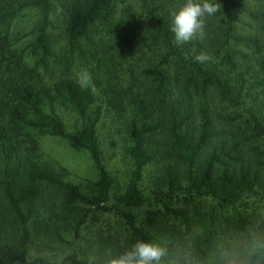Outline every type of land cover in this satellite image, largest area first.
Listing matches in <instances>:
<instances>
[{"label":"trees","instance_id":"obj_1","mask_svg":"<svg viewBox=\"0 0 264 264\" xmlns=\"http://www.w3.org/2000/svg\"><path fill=\"white\" fill-rule=\"evenodd\" d=\"M58 1L65 40L92 66L94 87L102 86L105 72L116 79L112 69L128 64V84L117 82L113 90L123 111L134 114L129 126L133 168L124 191L114 194L116 178L102 161L96 129L101 109L94 117L90 113L95 90L69 73L53 72L54 0H0V264H79L93 249L85 231L98 211L113 213L126 229V237L112 229L97 244L113 256L137 239L162 246L167 236L190 245L194 264H218V249L233 239L231 212L237 236H264V218L240 211L249 198L264 200V77L256 73L259 90L247 93L246 74L253 68L238 66V57L247 56L233 46L252 47L264 70V40L237 32L232 11L246 5L211 0L224 9L206 18L204 39L178 45L170 30L173 0H138L140 12L130 6L116 21L112 8L118 0ZM30 7L41 11L32 65L10 36L15 19ZM253 17L264 30V0ZM99 26L106 37L97 38ZM203 51L210 57L221 53L219 64L212 58L198 62L195 57ZM177 65L184 70L178 84ZM219 102L241 112L217 108ZM59 109L78 117L75 129L67 128ZM47 136L90 154L99 171L92 195L42 161L40 143ZM161 158L165 162L147 183V168ZM196 199L209 204L200 208ZM66 240L72 251L62 260L31 258L36 241Z\"/></svg>","mask_w":264,"mask_h":264},{"label":"rangeland","instance_id":"obj_2","mask_svg":"<svg viewBox=\"0 0 264 264\" xmlns=\"http://www.w3.org/2000/svg\"><path fill=\"white\" fill-rule=\"evenodd\" d=\"M185 2L186 0H173L170 3L171 9L177 11ZM239 2L246 5V10L235 8V10L232 11L238 20L236 23L237 32L243 36H261L262 40H264V30H261L259 22L253 17L254 14L258 13L263 0H240ZM54 4V11L52 13L54 28L52 34L56 36L58 43L54 48L53 58L51 60L53 72L55 76H60L63 72L69 73L73 77L79 79L84 86L94 88L96 92V101L92 106L90 113L92 117H94V112L98 108L101 109V116L96 125V129L100 142L102 161L107 170L116 178L114 194L118 195L124 191L129 180L130 172L133 168V161L129 153L131 147L129 126L134 118V114L130 109L123 111L120 105V100L119 98L117 99L113 87L117 82H119L121 86H126L128 84L129 76L126 73V67L128 64L117 65V71L112 69V74L116 73V79H113L112 76L106 75L105 72L102 86L94 87L92 83V66L80 59L74 52L70 51L64 36L65 18L63 16L62 8L58 0H54ZM130 6L135 8L137 12H140V4L138 3V0H118L112 8V21H116L123 17L125 11ZM218 6V11L224 9L219 4ZM40 20V9L38 7H30L18 15L11 28L10 36L16 44L14 47L26 51L27 60L30 65L34 64L36 61V57L32 55V44L34 43L35 38L33 30L36 28ZM99 27L101 28V33L97 38L106 37L107 32L105 27ZM233 46L237 50L242 51L244 56H247L245 59L238 57V66H241V63L243 65H250L254 71H250V73L246 74V78L248 79L246 88H249L247 93L258 91L259 89L256 88V73L264 77V70H262L260 66V61H262L261 57L258 54L253 55L252 47H248L244 44H233ZM203 52L206 53V51ZM218 55L222 54L211 53V58L216 64H219L220 61L216 59ZM183 71V68L180 65H177V84L183 79ZM246 103L248 105V101ZM230 106L229 102L217 103V108L225 109L227 112H235L238 110ZM237 112H241V109ZM59 113L64 119L67 128L70 131L75 129L78 124V117L74 113L63 109H59ZM40 147L43 162L50 165L67 181L79 186L87 195L93 194L94 189L92 185L99 180V171L88 152L72 148L69 142L65 139L50 136L41 139ZM164 162L163 158L160 160L157 159L149 168H147L145 172V181L147 183L153 179L154 175L158 172ZM196 202H198L200 208L209 204L203 199H196ZM146 209L147 208H145V210ZM192 209L193 208H191V210ZM143 211L144 210L140 211V216L143 215ZM240 211L245 214H253L258 218H264V200L249 198L244 204H242ZM233 216L234 212L228 214V222H231L229 225V234L234 238L237 236V233L233 229ZM89 223L91 224L88 233L85 231V234L88 235V240L93 246V249L88 252V255L94 254L97 257L96 264H106L108 257L105 255V252H100V249L97 247L100 238L104 235L111 234L112 229L117 230L126 237L127 233L124 232L126 229L123 222L110 212H96L91 216ZM226 226L227 225L223 223L222 227L225 228ZM66 239L72 240L70 236H66ZM124 244L126 245V243ZM161 244L163 247L170 250V254L176 249L190 248V245L184 247L178 242L172 243L167 236L161 241ZM84 246L86 248L89 246V243L85 242ZM71 251L72 247L67 240L61 244L50 245H44L39 241H36L32 247L31 258L45 257L52 261H60L66 255H69ZM79 262V264H88L87 258L82 255L79 258Z\"/></svg>","mask_w":264,"mask_h":264},{"label":"clouds","instance_id":"obj_3","mask_svg":"<svg viewBox=\"0 0 264 264\" xmlns=\"http://www.w3.org/2000/svg\"><path fill=\"white\" fill-rule=\"evenodd\" d=\"M219 6L211 0H186L182 7L172 13L171 31L178 45L201 41L205 36V19L215 15ZM195 59L205 63L211 57L201 52ZM106 264H194L190 248L170 250L145 239H137L119 256L106 251ZM257 258V259H254ZM88 264H96L97 257L89 254ZM218 264H264V236L248 232L233 238L218 249Z\"/></svg>","mask_w":264,"mask_h":264}]
</instances>
